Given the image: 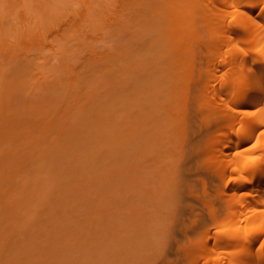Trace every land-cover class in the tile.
Masks as SVG:
<instances>
[{
	"label": "rangeland",
	"instance_id": "obj_1",
	"mask_svg": "<svg viewBox=\"0 0 264 264\" xmlns=\"http://www.w3.org/2000/svg\"><path fill=\"white\" fill-rule=\"evenodd\" d=\"M55 1L0 0V264H181L189 236L217 231L200 206L214 189L201 179L203 158L167 140L130 142L122 82L92 99L84 86L103 82L100 58L124 42L114 20L124 0L99 1L110 14L91 28L80 22L87 0L51 20ZM42 84L46 99L34 93Z\"/></svg>",
	"mask_w": 264,
	"mask_h": 264
},
{
	"label": "bare ground",
	"instance_id": "obj_2",
	"mask_svg": "<svg viewBox=\"0 0 264 264\" xmlns=\"http://www.w3.org/2000/svg\"><path fill=\"white\" fill-rule=\"evenodd\" d=\"M67 1L56 0L49 19L59 20L76 4ZM99 1L107 2L83 3L81 24L100 25L93 22L104 12L96 10ZM122 10L113 19L124 42L100 58L109 73L103 82L91 77L83 84L91 99L122 84L130 142L167 140L180 155L203 158L201 179L214 189L200 206L217 231L189 236L177 251L180 263L264 264V0H124ZM8 27L2 31L7 41L15 32ZM198 36L201 48L195 49ZM43 85L34 93L46 99ZM193 193L201 194L198 188Z\"/></svg>",
	"mask_w": 264,
	"mask_h": 264
}]
</instances>
